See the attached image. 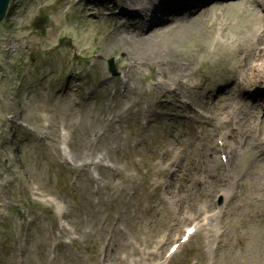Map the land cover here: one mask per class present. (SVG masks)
Returning <instances> with one entry per match:
<instances>
[{"label": "rangeland", "instance_id": "obj_1", "mask_svg": "<svg viewBox=\"0 0 264 264\" xmlns=\"http://www.w3.org/2000/svg\"><path fill=\"white\" fill-rule=\"evenodd\" d=\"M214 1L145 32L95 12L70 18L65 0L15 1L0 34V264H126L121 254L155 264L160 256L139 251L161 255L165 246L154 242L170 243L220 189L230 195L211 225L213 264H264V203L255 188L264 162L247 150L226 174L218 133L205 124L210 108L217 114L235 103L224 99L237 97L234 72L259 23L254 2H264ZM50 7L59 8L49 21ZM66 46L89 58L71 74ZM110 58L118 80L110 79ZM250 75L246 85H260ZM209 248L199 236L172 264H209Z\"/></svg>", "mask_w": 264, "mask_h": 264}, {"label": "bare ground", "instance_id": "obj_2", "mask_svg": "<svg viewBox=\"0 0 264 264\" xmlns=\"http://www.w3.org/2000/svg\"><path fill=\"white\" fill-rule=\"evenodd\" d=\"M142 0H126V3L129 7H133L135 5H138ZM185 2H190L192 0H184ZM198 2H205L206 0H197ZM171 3V0H168L165 4H164V11H167V7L168 5ZM149 4V3H148ZM147 4V5H148ZM191 8V5H185L184 9L189 10ZM259 23L252 29L251 33H253L255 36L251 37L248 40L249 46L251 47L252 44L256 45L259 43H263L264 42V38L259 37L257 40L256 38L260 35V33H263L264 31V14L263 11H261L260 13H258V17H257ZM140 28L141 30H144V22L142 20H140ZM153 26H156V23L153 24ZM263 27V29H262ZM264 48H262L263 50ZM259 50H261V48H257L255 49L256 51V55L259 54ZM252 57V56H250ZM254 58V57H253ZM260 67V68H259ZM262 69V73L264 72L263 67H261V65L259 64V62L253 61V63H249L248 65H246V67H244V69H240L239 70V77L242 78V81L239 79V81H237L238 85H239V89H238V95L240 98L244 99V102L248 101V96L245 95L244 93V84L246 82L245 76L247 75L248 71L252 70V69ZM241 81V82H240ZM254 100H252L251 103V109H250V115L253 117H256L260 123L261 127H264V112L263 114L261 112H256L254 110V108L256 110H258V108L261 110L264 106V93L263 92H254ZM227 99H225L224 101H227ZM214 125L216 128H224V126H226V122L224 121L222 114L217 115L215 118L212 119ZM236 135L237 139L236 142L238 144V148L237 149H231V153L233 155H235L236 157L239 155L240 149H242L245 146H248L250 144H254L255 142V134L254 132H251L250 130H248L247 128V122L244 121L243 124L241 125L240 128L238 129H234L232 136ZM228 138L232 137L230 134L227 133ZM256 148H259L260 152L264 155V150H262L263 148L260 145H256ZM260 194L261 196L264 195V177H263V182L260 183Z\"/></svg>", "mask_w": 264, "mask_h": 264}, {"label": "water", "instance_id": "obj_3", "mask_svg": "<svg viewBox=\"0 0 264 264\" xmlns=\"http://www.w3.org/2000/svg\"><path fill=\"white\" fill-rule=\"evenodd\" d=\"M3 3H4V0H0V12H1V9H2Z\"/></svg>", "mask_w": 264, "mask_h": 264}]
</instances>
